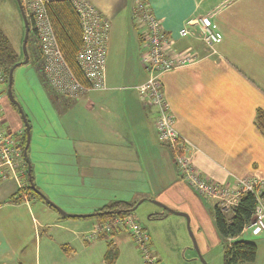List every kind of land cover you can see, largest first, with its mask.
Returning <instances> with one entry per match:
<instances>
[{"label": "crops", "instance_id": "obj_1", "mask_svg": "<svg viewBox=\"0 0 264 264\" xmlns=\"http://www.w3.org/2000/svg\"><path fill=\"white\" fill-rule=\"evenodd\" d=\"M88 1L112 26L107 90L89 92L74 103L50 96L35 106L34 121L28 118L33 146L28 155L36 188L73 216H92L117 202L168 204L162 198L173 195L206 210L208 205L179 177L170 150L159 141L157 111L136 90L147 76L132 19L135 0ZM143 1L162 21L176 51L191 49L202 57L199 64L162 77L176 129L195 151L194 166L221 184L260 177L264 133L257 114L264 111V0ZM193 15L207 17L222 37L219 56L207 57L195 37L180 38ZM0 92L3 127L14 136L24 135V123L14 113L19 111L5 96L8 87ZM21 186L15 177L0 180V264H145L128 234L89 239L97 219L63 216L39 195L25 191L24 198ZM156 219L165 222L168 216L155 211L150 220ZM157 223L149 226L155 264H169V248ZM253 264H264V238Z\"/></svg>", "mask_w": 264, "mask_h": 264}, {"label": "built area", "instance_id": "obj_2", "mask_svg": "<svg viewBox=\"0 0 264 264\" xmlns=\"http://www.w3.org/2000/svg\"><path fill=\"white\" fill-rule=\"evenodd\" d=\"M59 1L72 3L81 22L83 45L77 54V63L83 80L78 79L68 65L48 14L49 5ZM20 2L31 25L30 45L38 60L36 69L48 94L54 99L74 103L89 92L106 91L111 22L88 0ZM132 19L142 46L140 61L147 76L136 90L142 102L157 111L156 128L159 141L170 150L179 177L199 196L214 203L225 215H229L230 219L240 207L243 196L252 194L256 199V206L243 233L260 236L264 233V174L260 177L248 175L227 184L204 177L193 164L194 149L176 129V117L165 96L162 77L167 73L195 66L202 57L191 49L181 53L176 51L173 38L146 1H134ZM179 36L195 37L203 45L207 57L219 56L217 49L222 37L213 29L207 17H189L179 31ZM5 86L7 76L0 66V88ZM1 119L0 108V180L15 177L21 182L20 193L24 196L28 184V164L21 138L23 133L20 136L12 135L5 130ZM121 233L130 236L145 264L157 262L150 234L134 213L98 222L88 238L113 239Z\"/></svg>", "mask_w": 264, "mask_h": 264}, {"label": "rangeland", "instance_id": "obj_3", "mask_svg": "<svg viewBox=\"0 0 264 264\" xmlns=\"http://www.w3.org/2000/svg\"><path fill=\"white\" fill-rule=\"evenodd\" d=\"M0 27L5 32V35L11 40L12 46L16 50L19 49V53L22 54L21 57H24L22 51L25 37V27L17 0H0ZM30 44L31 42L29 39V54L31 48ZM35 68H37V63L31 56L30 63L20 66L15 71L13 86V95L15 100L21 106L26 118H30L32 120L33 114L36 115L34 113L35 106L42 101H50V95L45 89L42 80L41 82L39 81ZM7 87L8 84L5 88L7 89ZM5 96L8 98V93ZM13 108L14 107H11V110H13ZM14 110L16 109L14 108ZM14 113H16L15 116L18 118V121L23 123L21 115H18L15 111ZM30 149L32 151L33 146H30ZM198 197L201 202L204 201L203 203L208 205L206 210H202V207L198 204H193L192 202L188 203L184 198L174 197V195L172 198L163 197L162 199L169 203L165 204L161 202V204L163 203L175 212L186 213L189 215L191 232L195 236L199 251L207 264H224L223 252L227 243H225L222 239L215 224V204L205 200L201 196ZM147 209H153L154 211L147 212ZM155 211L166 212L168 219L165 222L164 220L157 221L161 219L151 221L150 214L155 213ZM134 215L140 224L146 228L149 234L151 231V227L149 228V226H153L157 222L160 223H157V226L159 227V233L165 240L166 246L169 248L166 258L169 264H203L194 248L186 218L167 212L161 207L150 202V200L141 204L138 209L134 211ZM226 216L230 219L229 215L226 214ZM154 227H156V225H154ZM263 238V236L255 237L250 235V233H247L242 236L241 240L259 245V242L262 241ZM154 257L157 261V255L155 253Z\"/></svg>", "mask_w": 264, "mask_h": 264}, {"label": "trees", "instance_id": "obj_4", "mask_svg": "<svg viewBox=\"0 0 264 264\" xmlns=\"http://www.w3.org/2000/svg\"><path fill=\"white\" fill-rule=\"evenodd\" d=\"M48 14L68 65L78 79L83 80L82 72L77 63V54L83 45V32L79 16L74 6L69 1L54 2L48 7ZM31 56L38 63L34 52L30 48V60ZM24 60L25 58H19L10 40L0 28V66L7 76V84L10 70L13 66ZM257 126L264 133V111L260 110L257 114ZM22 143L23 149L25 150L27 143L25 131L22 137ZM25 191H28L32 196L38 197V194L32 190L29 179ZM39 198L43 200L41 196ZM136 205L117 202L94 213L92 218L97 219L99 222H105L117 216L134 213L133 209ZM255 206L256 199L252 194L243 196L240 207L231 219L218 207H215V224L222 239L227 243L223 252L224 264H253L256 261L257 245L241 240V235L252 218ZM230 239H234L232 243H229Z\"/></svg>", "mask_w": 264, "mask_h": 264}, {"label": "water", "instance_id": "obj_5", "mask_svg": "<svg viewBox=\"0 0 264 264\" xmlns=\"http://www.w3.org/2000/svg\"><path fill=\"white\" fill-rule=\"evenodd\" d=\"M18 1V4H19V7H20V11H21V14H22V18H23V23H24V27H25V37H24V41H23V54H24V58L25 60L23 62H20L18 64H16L15 66H13V68L10 70L9 72V76H8V98H9V101L11 102V104H13L14 106L17 107L18 111H19V114L21 115L22 117V120H23V123H24V126H25V131H26V136H27V143H26V147H25V150H24V156H25V159L27 161V164H28V175H29V181H30V186L32 188V190L38 194L39 196H41L43 198V200L49 205L51 206L52 208H54L55 210H57L60 214H62L63 216H68V217H77V218H91L92 216L89 215V216H83V215H76V216H73V215H69L67 213H65L63 210H61L56 204H54L51 200H49L47 197H45L35 186L34 184V181H33V178H32V172H31V162H30V159H29V155H28V150H29V147L31 145V127H30V124L28 122V119L26 118L21 106L19 105V103L15 100L14 98V95H13V83H14V72L17 68H19L20 66L22 65H26L29 63L30 61V57H29V52H28V42H29V39H30V35H31V25H30V21L21 5V2L20 0H17ZM144 202V200L140 201L133 209V212L136 211L138 209V207ZM150 202L154 203L155 205L161 207L163 210L167 211V212H171L173 214H176L178 216H182L184 218H186L187 220V224H188V228H189V232H190V235L192 237V240H193V244H194V248L195 250L197 251L198 253V257L199 259L203 262V264H207L205 262V260L203 259L200 251H199V247H198V243H197V240L195 238V236L193 235V233L191 232V229H190V217L188 214L186 213H179V212H175L171 209H169L166 205L164 204H161L157 201H154V200H150Z\"/></svg>", "mask_w": 264, "mask_h": 264}]
</instances>
